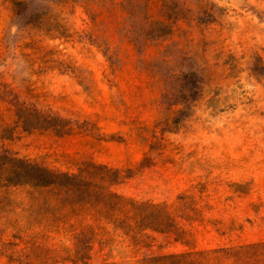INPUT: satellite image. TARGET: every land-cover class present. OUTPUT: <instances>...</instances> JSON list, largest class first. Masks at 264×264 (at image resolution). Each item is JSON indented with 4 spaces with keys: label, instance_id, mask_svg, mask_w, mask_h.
I'll return each instance as SVG.
<instances>
[{
    "label": "rangeland",
    "instance_id": "374dc122",
    "mask_svg": "<svg viewBox=\"0 0 264 264\" xmlns=\"http://www.w3.org/2000/svg\"><path fill=\"white\" fill-rule=\"evenodd\" d=\"M140 1L164 20L162 0ZM175 1L189 17L139 54L123 0H0V264H83L87 226L92 264H264V0ZM172 42L204 89L166 127L145 63ZM6 151L147 205L163 225L135 244L87 205L9 181ZM90 164L110 177L83 173Z\"/></svg>",
    "mask_w": 264,
    "mask_h": 264
},
{
    "label": "trees",
    "instance_id": "16d2710c",
    "mask_svg": "<svg viewBox=\"0 0 264 264\" xmlns=\"http://www.w3.org/2000/svg\"><path fill=\"white\" fill-rule=\"evenodd\" d=\"M123 1L128 13L126 32L139 54H144L149 47L160 45L170 39L173 30L169 22L187 18L192 12L184 2L162 0L161 14L164 20H152L140 0ZM145 65L155 76L159 77L163 86L160 107L166 115L158 121V125L170 127L173 113L188 115L193 102L202 96L204 76L194 59L177 42L166 44L164 49ZM175 106H181V108L173 111L172 108ZM4 159L10 169L9 173L13 175L12 178H8L9 181L33 188L51 189L63 196V204L87 205L96 215L114 219L115 228L123 230L124 235L135 244H139L141 240L139 234L142 230L161 229L159 226L163 225V222L154 220V214L148 211L147 205L138 204L116 192L107 191L103 186L95 187L83 181L81 179L83 175L59 173L38 163L13 157L8 151L5 152ZM105 168V166L90 164L82 171L93 175L95 170L100 169L104 172V176H107L108 171ZM118 179L119 174L113 176L111 182L118 181ZM85 232H92L91 226L85 227ZM87 233L77 236L75 256L76 260L83 261V264H92L89 262L88 253L92 249L93 238L87 237ZM175 258L177 255L145 256L140 264H168V260ZM180 263L181 261L170 264Z\"/></svg>",
    "mask_w": 264,
    "mask_h": 264
}]
</instances>
